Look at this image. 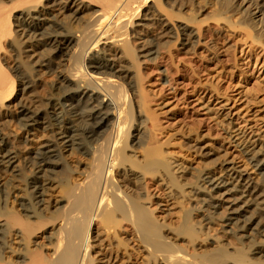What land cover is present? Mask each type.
Listing matches in <instances>:
<instances>
[{"label":"bare ground","instance_id":"1","mask_svg":"<svg viewBox=\"0 0 264 264\" xmlns=\"http://www.w3.org/2000/svg\"><path fill=\"white\" fill-rule=\"evenodd\" d=\"M248 44L264 0H0V264H264V130L175 122L147 89L160 54L172 77L175 48Z\"/></svg>","mask_w":264,"mask_h":264},{"label":"rangeland","instance_id":"2","mask_svg":"<svg viewBox=\"0 0 264 264\" xmlns=\"http://www.w3.org/2000/svg\"><path fill=\"white\" fill-rule=\"evenodd\" d=\"M206 39H210L209 33H206ZM258 51L255 48L251 49L248 44L242 48L239 47L235 57H228L224 49H220L221 63L209 64L207 58L195 55L183 60L182 56H177L178 51L175 48L173 49L175 64L183 71L175 73L172 77L169 76L166 71L167 64L164 61L167 57L160 54L154 61L146 63L151 73L147 89L176 105L175 122L203 120L205 125L219 128L221 133H225L224 130L229 131L230 128L243 129L246 133H261L264 130V57L262 53L257 55ZM222 65L225 67L222 68ZM198 82L204 85L199 84V87H202L199 91H203L202 95L207 97L205 101L204 98L195 101L196 90L194 91L193 87H198ZM213 86H216L218 90L215 91ZM157 98L152 97L154 100ZM202 102L205 107L210 108L208 113L199 105ZM228 123L230 124L227 125ZM224 135L222 134L221 137ZM179 155L186 163L196 165L186 153L180 152ZM73 159V157L66 159L68 165L73 163ZM142 182L144 183L140 184V188L144 193L148 191L157 196L161 195L157 185H154L150 179L145 178ZM156 215L159 219L164 216L160 213ZM170 220L176 224L177 215H173ZM209 228L213 233L218 232L219 229L215 225ZM123 230L129 229L123 225Z\"/></svg>","mask_w":264,"mask_h":264}]
</instances>
